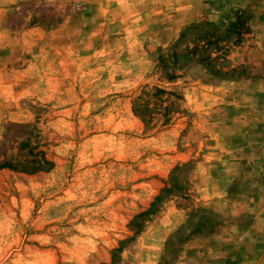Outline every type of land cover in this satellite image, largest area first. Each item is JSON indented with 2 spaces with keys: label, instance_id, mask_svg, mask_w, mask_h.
Masks as SVG:
<instances>
[{
  "label": "rangeland",
  "instance_id": "obj_1",
  "mask_svg": "<svg viewBox=\"0 0 264 264\" xmlns=\"http://www.w3.org/2000/svg\"><path fill=\"white\" fill-rule=\"evenodd\" d=\"M242 11L211 46L232 74L189 42L174 64L187 26ZM121 242L115 264H264V0H0V264H110Z\"/></svg>",
  "mask_w": 264,
  "mask_h": 264
},
{
  "label": "trees",
  "instance_id": "obj_2",
  "mask_svg": "<svg viewBox=\"0 0 264 264\" xmlns=\"http://www.w3.org/2000/svg\"><path fill=\"white\" fill-rule=\"evenodd\" d=\"M247 18L244 15L243 11L240 12L238 18L231 22L225 30L220 34H215L214 26H212L209 23H194L189 26H187L180 34L178 39L174 42V44L171 46V57L174 60V64L178 62L179 60V52L177 51L184 43L189 42L192 43L193 46L189 50V54L191 56H195L198 50H201L202 52H206L207 54L199 56L198 61L201 64H204L211 73L222 77V79H225L228 75L232 74L234 72V69L229 72L228 70L222 71L221 68L217 67L215 64L216 59H218V56L212 57L213 51L211 50V46H217L220 41H223L224 43H227L232 38L234 39L233 43L240 42L242 37L248 32V27L246 26ZM207 27V31L203 32V28ZM190 39V40H189ZM202 43V44H201ZM187 47V46H185ZM216 52H219L223 50V46L219 45L218 48L213 49ZM149 94V92H146ZM165 93L164 90L157 89L156 94H162ZM143 97H138L134 100L132 105V111L135 116L140 118L142 122L150 123V116L148 114L151 113V110L149 108V101L148 99H144L146 95H142ZM26 146V144H24ZM49 164V162H46V160H43V162H36L35 163V170L37 171H43L42 164ZM10 164H3L1 168H10ZM13 167V166H12ZM179 170L176 168L174 170ZM34 171V170H33ZM171 179H174L176 176L175 173H173ZM172 191V188H164L160 194L154 197L153 202L150 203L149 208L142 213H139L134 217V219L130 222L132 225L133 230H135V234H139L141 231L142 221L144 218L149 217L155 213L157 210L158 204H160L163 200V197ZM141 221V222H140ZM181 235V233L178 234V236ZM182 236V235H181ZM182 240V239H181ZM180 241V238L178 239V242ZM124 242H121L119 247L117 249H114L112 252V262L110 264H115V260L118 257L117 254L121 253L124 248ZM175 246H171L170 249H168V252H171Z\"/></svg>",
  "mask_w": 264,
  "mask_h": 264
},
{
  "label": "crops",
  "instance_id": "obj_3",
  "mask_svg": "<svg viewBox=\"0 0 264 264\" xmlns=\"http://www.w3.org/2000/svg\"><path fill=\"white\" fill-rule=\"evenodd\" d=\"M263 128V127H262Z\"/></svg>",
  "mask_w": 264,
  "mask_h": 264
}]
</instances>
